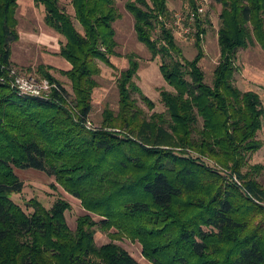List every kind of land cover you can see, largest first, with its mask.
<instances>
[{"label":"trees","instance_id":"16d2710c","mask_svg":"<svg viewBox=\"0 0 264 264\" xmlns=\"http://www.w3.org/2000/svg\"><path fill=\"white\" fill-rule=\"evenodd\" d=\"M60 1L34 0L46 27L65 40L58 55L71 64L62 73L76 97L73 109L50 65L37 67L39 77L61 87L49 101L19 96L10 84L18 0H0V264H140L113 241L97 247L98 226L114 240L139 242L151 264H264V166L249 162L263 149L264 105L234 77L239 50L257 43L264 51V0H210L222 7L211 86L199 64L206 17L195 1L186 0L185 11L196 13L200 52L189 60L169 26L168 0L128 2L137 38L159 59L173 91L160 93L165 112L145 116L133 93L149 109L154 103L133 81L134 57L116 79L118 111L107 107L103 126L92 130L85 123L96 78L100 63L116 68L113 24L121 13L117 0H69L73 18ZM15 169L54 176L80 201L87 214L75 231L65 220L67 201L50 209L38 203L28 214L10 198L24 186Z\"/></svg>","mask_w":264,"mask_h":264},{"label":"rangeland","instance_id":"374dc122","mask_svg":"<svg viewBox=\"0 0 264 264\" xmlns=\"http://www.w3.org/2000/svg\"><path fill=\"white\" fill-rule=\"evenodd\" d=\"M134 0H117L116 6L121 13L119 18L113 25L115 28V39L117 41L116 55L112 57V68L100 63L101 73L96 80L99 86L95 89L92 102V112L89 116L91 124L96 128H101L103 124L102 114L108 107L117 112L119 95L117 91V77L122 71L129 68L132 58H136L138 62V71L133 81L138 87L142 95L149 98L153 103V109L142 100V96L138 92L133 95L137 99L138 106L143 109L144 115L148 116L152 113H163L167 110L163 102H161L162 90L173 91L172 87L164 80L161 75L159 59L153 58L152 53L137 38L134 24V16L126 10V4ZM60 5L72 15L74 12L69 0H61ZM187 5L186 0H168V8L174 14L181 16L180 20L168 22L172 27L174 37L181 45L182 51L186 59H193L199 54V50L195 46L196 32L195 20L186 19L185 11ZM205 12L203 17L206 32L203 37L204 56L199 64L204 74L205 82L212 85L214 78V70L218 65L221 50L218 44L217 32L221 26L220 13L222 7L209 0L204 6ZM16 18L18 20L19 39L11 44V62L12 67L19 70L24 75H36L39 65H50L52 73L57 80L65 86V90L70 97H74L73 89L68 78L62 73L71 69V64L58 55L61 45L65 42L62 36H59L52 28L46 27L44 23V9L42 6L35 4L34 0H18ZM196 19V18H195ZM178 23V24H177ZM76 26H78L75 21ZM181 24V26H179ZM80 29V26H78ZM235 83L241 91L252 90L257 92L262 98L264 105V51L259 48L257 43L245 49H241L237 53L236 60ZM202 126V121L198 124V128ZM114 131V130H112ZM118 131V130H117ZM258 140L264 143V126L258 132ZM251 164H261L264 166V145L260 152H257L250 158ZM15 173L22 183L23 190L19 193H12L10 198L21 207L23 211L31 214L36 209V204H41L46 209H50L57 200L67 201L70 208L65 213L66 223L72 231L77 228V219L87 212L81 206L78 199L65 192L58 185L54 176H48L40 170L33 169H15ZM258 181L264 186V172ZM65 193V194H64ZM94 221L99 222L97 215H92ZM110 232L117 233L114 229ZM94 242L97 247L115 242L120 247L129 252V254L140 264H151L143 256V250L139 242H133L129 238L114 240L108 237L107 233L101 231L100 227L96 228Z\"/></svg>","mask_w":264,"mask_h":264},{"label":"built area","instance_id":"2783aa9c","mask_svg":"<svg viewBox=\"0 0 264 264\" xmlns=\"http://www.w3.org/2000/svg\"><path fill=\"white\" fill-rule=\"evenodd\" d=\"M197 8H198V12L197 14L202 15L205 12V8L204 6L207 5V3L209 2V0H194ZM174 21L171 22H175V19L178 21L182 18V15H176L174 14ZM196 18V13H192L190 15H188V17L186 16V19L188 20H195ZM178 24V23H177ZM181 26V24L179 25ZM8 78H10V84H12V86L16 89L17 93L19 96H28V97H32V98H39L41 100L44 101H49V99L52 98V94L54 92H58L60 91L61 87L58 86L57 83L50 81L49 79L46 78H41L39 76L36 75H24L21 72H19V70H16L13 67H9L8 69ZM65 97H67L68 100V106H70V108L73 109L72 106V97H70V95L68 94V92L66 93ZM86 128L89 130H92L94 128H96L93 124H91L90 120L88 119L85 123ZM235 180H237V178H235Z\"/></svg>","mask_w":264,"mask_h":264},{"label":"crops","instance_id":"0c3cea01","mask_svg":"<svg viewBox=\"0 0 264 264\" xmlns=\"http://www.w3.org/2000/svg\"><path fill=\"white\" fill-rule=\"evenodd\" d=\"M262 150V149H261ZM260 152V151H259Z\"/></svg>","mask_w":264,"mask_h":264},{"label":"bare ground","instance_id":"6f19581e","mask_svg":"<svg viewBox=\"0 0 264 264\" xmlns=\"http://www.w3.org/2000/svg\"><path fill=\"white\" fill-rule=\"evenodd\" d=\"M65 194V193H64Z\"/></svg>","mask_w":264,"mask_h":264}]
</instances>
